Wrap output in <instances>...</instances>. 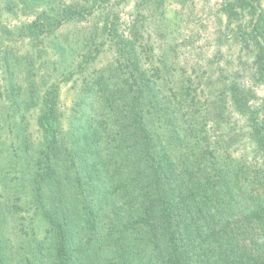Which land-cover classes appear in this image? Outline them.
Segmentation results:
<instances>
[{
	"label": "trees",
	"instance_id": "1",
	"mask_svg": "<svg viewBox=\"0 0 264 264\" xmlns=\"http://www.w3.org/2000/svg\"><path fill=\"white\" fill-rule=\"evenodd\" d=\"M2 1L36 14L13 33L53 49V71L75 94L63 107L60 78L43 90L42 78L21 74L43 50L22 61L13 46L0 49L11 89L8 104L0 91V264H264V99L252 86L224 87L248 158L211 141L193 80L138 31L116 34L112 16L99 43L98 34L53 38L95 0ZM220 12L250 50V82L264 85L258 0H223ZM109 42L112 59L95 68ZM213 108L217 120L223 108Z\"/></svg>",
	"mask_w": 264,
	"mask_h": 264
},
{
	"label": "rangeland",
	"instance_id": "2",
	"mask_svg": "<svg viewBox=\"0 0 264 264\" xmlns=\"http://www.w3.org/2000/svg\"><path fill=\"white\" fill-rule=\"evenodd\" d=\"M68 5L82 0H61ZM94 1V0H91ZM94 11L81 20L72 19L56 27L55 36L68 34L67 38L98 36L100 27L107 18L114 17L116 34L131 37L136 30L144 42L151 45L156 55L165 54L175 60L177 69L190 77L193 88L198 89L200 104L206 103L208 133L212 142H220L224 148L230 147L235 155L246 154L251 158L249 142L245 133V122L239 119L229 108L224 88L230 80L249 83L257 96L264 99V85L253 84L251 79V54L243 43L232 37L230 28L220 12L223 0H95ZM264 12V0H258ZM5 10H4V9ZM36 14L23 11L19 7L6 10V3L0 0V49L3 45L13 46L12 53L20 60L31 59L34 52L43 50L32 67L21 64V74L32 79H43V90L52 81L62 87V104L68 107L74 99L71 81L63 82L62 75L53 71L57 54L40 43H32L28 38H21L13 32L19 27L36 19ZM64 38V39H65ZM66 40V39H65ZM105 43V41H104ZM109 43L100 48L94 61L95 68L106 65L112 59L113 50ZM71 57V54L69 55ZM20 70V69H19ZM18 70V71H19ZM70 70H74L71 68ZM69 69L65 68V73ZM73 73L78 76L77 71ZM68 75V73H66ZM58 76V77H57ZM4 86V87H3ZM4 91V101L9 103L11 89L4 85L0 70V91ZM223 94V96L221 95ZM225 96V97H224ZM224 100V101H219ZM213 101H217L212 105ZM222 105V114L216 120L214 106ZM2 105V103H1ZM2 111V109L0 110ZM36 115L31 117L29 130L38 136ZM232 140L226 144L227 139ZM235 150V151H234Z\"/></svg>",
	"mask_w": 264,
	"mask_h": 264
}]
</instances>
